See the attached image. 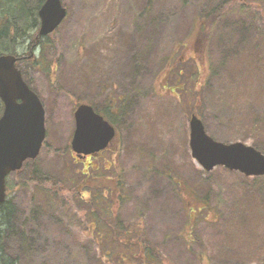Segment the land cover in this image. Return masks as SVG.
I'll return each mask as SVG.
<instances>
[{
  "label": "rangeland",
  "instance_id": "obj_1",
  "mask_svg": "<svg viewBox=\"0 0 264 264\" xmlns=\"http://www.w3.org/2000/svg\"><path fill=\"white\" fill-rule=\"evenodd\" d=\"M64 4L66 19L34 56L28 41L17 52L45 108L33 166L56 185H36L23 169L9 176L13 226L0 256L14 264H264V177L205 172L189 148L196 113L216 140L264 153V0ZM215 6L222 14L208 27ZM108 99L116 140L76 161V105L103 110Z\"/></svg>",
  "mask_w": 264,
  "mask_h": 264
},
{
  "label": "water",
  "instance_id": "obj_2",
  "mask_svg": "<svg viewBox=\"0 0 264 264\" xmlns=\"http://www.w3.org/2000/svg\"><path fill=\"white\" fill-rule=\"evenodd\" d=\"M38 15L37 40L60 26L67 9L63 0H46ZM17 60L13 54L0 56V99L4 104L0 117V205L6 199L7 177L20 171L27 160L36 159L46 138L44 106L23 79ZM74 118L71 147L81 159L106 149L116 136L114 126L89 104H80ZM189 127L191 156L206 171L224 166L246 176H264V155L253 146L214 140L195 114L190 118Z\"/></svg>",
  "mask_w": 264,
  "mask_h": 264
},
{
  "label": "trees",
  "instance_id": "obj_3",
  "mask_svg": "<svg viewBox=\"0 0 264 264\" xmlns=\"http://www.w3.org/2000/svg\"><path fill=\"white\" fill-rule=\"evenodd\" d=\"M45 0H0V55L3 54H15L20 51V47L25 44L26 49L30 48L35 44V35L37 28L39 27V16L38 11ZM222 14L221 7L215 6L212 10L207 13V26H212L216 20L217 16ZM48 38V37H46ZM41 39L40 44L43 45V41L46 39ZM203 46V42L200 40L197 42V48ZM29 52V51H28ZM18 67L21 69L20 63ZM113 100L108 99V102L103 110L96 109L98 112L102 113L106 119L114 124L112 104ZM91 103V102H90ZM92 104V103H91ZM124 104V102L122 103ZM121 104V107H122ZM94 106V104H92ZM95 107V106H94ZM97 108V107H95ZM3 110V104L0 101V115ZM260 151L263 150L261 146L256 147ZM263 152V151H262ZM34 161H27L23 166L25 174L27 173L30 180L36 182V185H56L55 178L39 168L33 166ZM91 168V167H90ZM93 171L97 169H92ZM83 183L85 182V173H83ZM85 185V186H84ZM82 185L86 187V184ZM9 187V185H8ZM109 187V186H107ZM4 204L0 205V240L4 235V231L11 228L10 222L13 216V208L11 202L8 200ZM118 234H121L119 230ZM22 241L26 244L27 238L21 232ZM145 250H150V247L146 246ZM1 257V256H0ZM1 264H14L13 258L5 259L1 257ZM264 261V260H263Z\"/></svg>",
  "mask_w": 264,
  "mask_h": 264
}]
</instances>
